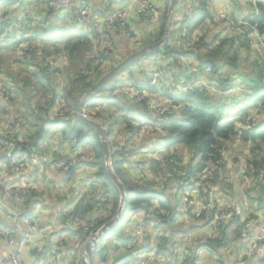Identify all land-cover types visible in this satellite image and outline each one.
<instances>
[{"label":"trees","instance_id":"1","mask_svg":"<svg viewBox=\"0 0 264 264\" xmlns=\"http://www.w3.org/2000/svg\"><path fill=\"white\" fill-rule=\"evenodd\" d=\"M48 1L0 0V172L15 174L5 178L13 186L10 198L7 186L0 187V229L7 228L5 235L18 247L30 233L18 252L20 261L26 249L32 264L33 259L81 264L86 238L112 220L120 194L108 175L99 136L73 116V101L107 74L105 66L110 70L134 53L116 47L131 20L106 30L108 49L94 43L91 24L81 26L79 10L89 7V0L83 5L69 0L73 7L56 9ZM113 1L101 9L92 5V15L107 19ZM158 1L165 11L170 0ZM217 1L178 0L167 41L82 106L106 129L111 171L126 194L118 224L98 240L94 253L109 237L104 250L124 246L130 252L141 249V255L167 254L169 264H196L198 251L207 250L223 262L220 251L237 242L240 252L246 240L251 246L264 226V0L247 5L231 0L233 11L222 20L215 15ZM238 16L245 30L235 29ZM166 18V13L149 20L139 16L146 23L135 51L162 40ZM226 30L231 35H224ZM252 49L257 56H251ZM58 76L65 79L57 84ZM126 88L143 91L144 97L136 101ZM156 100L165 101L166 111L151 115L148 102ZM59 159L67 170L57 168ZM37 165L46 169L36 179L40 189L28 174L32 168L36 174ZM50 169L54 173L48 176ZM236 177L252 181L247 211L228 206L233 201L221 206L214 197H235ZM135 212L131 222L124 218ZM2 215L23 230L17 235ZM24 219L35 231L28 232ZM205 228L192 246L194 232L189 231ZM242 230L255 233L242 237ZM248 259L264 264V242L250 257L243 256V264Z\"/></svg>","mask_w":264,"mask_h":264},{"label":"rangeland","instance_id":"2","mask_svg":"<svg viewBox=\"0 0 264 264\" xmlns=\"http://www.w3.org/2000/svg\"><path fill=\"white\" fill-rule=\"evenodd\" d=\"M224 1H225V5H222L221 0L217 1L218 4L216 3L217 5L215 7V9H216V14L215 15L218 16L219 20H222L223 18L226 19L228 13L233 11V7L231 6V3H232L231 0H224ZM248 1L254 2L255 0H240V3L247 5L249 3ZM151 2L149 1V5L150 6L152 5L153 6V7L151 6L152 9L155 10V12H156L154 17H153L154 19L157 17V15H160L162 13H166V16H167L168 8L165 11H164V9H159L160 8V3H159L158 0H151ZM157 8L160 10L159 12L156 11ZM116 10H122L124 12L123 13V18H125L128 15V12L130 11V8L128 6V3L125 4V7H123L122 2L114 1L111 4L110 9L108 10V13H112L113 11H116ZM228 17H230V15H228ZM237 18H239V19H238V22H237V28H235V29H238V27L241 26L245 30V27H244L245 21H244V19H241V17H239V16ZM174 19H175V17H174ZM134 20H139V19H134ZM178 20H179V18H178ZM140 23L141 24L137 25L136 21H134V22L133 21H129L128 22L129 28L127 30H123L122 31V38H121V40L119 42L116 43V47H117V51L118 52H121V51H125L126 52L128 50H134V52H136L135 50L138 49V47H139V43L138 42L141 39L142 31L145 29L144 25H145L146 22L144 20V21H140ZM169 25H170V19H169ZM221 25L222 26H226L225 23H223ZM233 25H235V24H233ZM233 25H231L229 27V30H231V31L233 30V28H234ZM140 26H142V29H140ZM113 34H115V32ZM252 34H253V32H252ZM224 35H226V36L231 35V32L226 30ZM254 41H255V43L259 42V40L256 37L254 38ZM109 46H110V44H109ZM109 46H108V48H109ZM133 47L136 48V49H134ZM252 50L253 51L251 52V56L252 57L257 56V51L255 49H252ZM102 64H105V63L102 62ZM109 67L110 66H105L103 68V70H108L107 73H109L113 69L112 68V69L109 70ZM100 68H102V66H100ZM125 75H126V73L123 74L122 76H125ZM120 76H121V74H120ZM64 79L65 78H60L58 76L56 78L57 84L59 82H61V81H64ZM125 90H130L131 91L132 89H127L126 88ZM209 90H211V89L209 88ZM134 94L135 93H133L132 95H134ZM160 101L165 105V101L164 100H160ZM162 103H159L156 100V104L157 105L163 106ZM234 112H236L239 116L243 115V112L240 111V110L237 111L236 109H234L233 113ZM248 112L252 113L251 110H249ZM62 113H63V111H61V113H58V115H63ZM84 114H85V118H89L88 114L86 112ZM117 140L119 141V140H121V138L118 137ZM145 140H147V139H145ZM50 143H51V146L49 148H47L49 151L51 150L52 147H54V145H53L54 140L51 139ZM121 143H122V141H121ZM137 146H139V145H137ZM178 151L180 152L181 150L179 149ZM45 153H47V152H45ZM66 154H67V152H66ZM234 154H235V152H234ZM69 155L71 156L72 153H70ZM74 156H75V154H73V157ZM46 157H47V160L49 159L48 162H52L54 160V159H50L51 154H50V156L46 155ZM85 157H87V154H85ZM74 159H76V158L74 157ZM229 159L231 160V157ZM59 161H61L62 165L64 164V162L61 159H59L56 162V165H57V163ZM52 168L54 169L53 164H52ZM44 169H45L44 166L37 165L36 174H34L33 168L30 170V172L28 174L30 175L32 185L35 186L36 183H39L36 179H39L38 176H40L44 171H46V169L45 170ZM48 171H49V175L48 176L53 175L54 171L52 169H50ZM4 172L3 173L0 172V187L10 186L9 183H7V180H5V178H9V176L10 177L15 176L14 173L8 174V173H6V172L4 173ZM239 177H241V174H240ZM239 177H236V179H237L236 182L238 183V186H237V188H235V197H233L232 199L229 198L228 200H227V198L222 200V197H221L222 195L220 193L218 195L214 194V197L217 200L218 204L221 205V206H225L224 200H226V202H232L233 201V203L232 204H228V206L229 205H234L235 208H236V211H239V210L247 211V210H249L248 209L249 203L246 202V197H247V193L250 191V188L252 186V181L250 179L242 178L241 180H243V183L241 181L238 182L240 180ZM235 185H237V184L235 183ZM18 186H21V185L18 184ZM42 186H47V183H43ZM0 203H3V200H2L1 197H0ZM135 215H136V212L135 213H129L128 215L125 214L124 218L128 217L130 219V222H131L132 218L135 217ZM263 218H264V216H263ZM227 220H229V215L226 216L225 221H227ZM207 230H208V228H205L202 231H199V230L189 231L190 233L194 232L193 233L194 236H193V239L190 241V244L193 246L195 244V240H200L202 238V236H204V234H205V232ZM41 234H43V233H41ZM251 234H253V232H247V236H248L247 238H249V236ZM135 235H136L135 232H133L131 234V236L134 237V238H135ZM23 237H26V235H24ZM109 240H110V238L107 237L103 241L102 249L95 251V253L93 254V264H169L168 262L171 260V258H169V259L167 258L168 257L167 254H164L162 256V257H164V259H162V258L156 256L155 252H153L151 254V256L141 255L142 254V250L141 249L138 250V251L130 252L128 250V248L124 247V246L120 247L117 251H113L110 248H106L104 250V247L108 245ZM250 241L251 240H246L245 241L243 249H240V252H239V249H238L237 242H235L233 244V246H230L229 249H225L223 251H220L219 255L221 257H223L224 259H226V260H223V262H226V264H243V262H244L243 256L245 254H247V256L250 257L253 254V252H252V250L250 248ZM76 243H77V241H76ZM198 252H199V258H198V261H197L196 264H220L218 262V256L216 254L209 253L207 250H201V251H198ZM129 256L132 257L133 260H129V258H128ZM137 258H139L138 261L134 263V261ZM69 259H71V258H69ZM80 259H82V254L80 255ZM33 264H50V262H48L47 260L40 261L38 259H36V260L33 259Z\"/></svg>","mask_w":264,"mask_h":264},{"label":"built area","instance_id":"3","mask_svg":"<svg viewBox=\"0 0 264 264\" xmlns=\"http://www.w3.org/2000/svg\"><path fill=\"white\" fill-rule=\"evenodd\" d=\"M48 4L50 7L54 9L62 6L69 8L73 7L72 3L69 0H49ZM151 6L149 5L148 0H133V5L129 7L130 11L128 12V15L125 18L132 19L142 16L147 20L152 19L156 12L155 10L152 9L153 6L152 7ZM123 13L124 12L122 10H116L112 12V14L102 22H91L90 8L87 6H82L79 10V14L81 16L80 22L82 26H85L86 24H91L92 26V30L94 31V34L92 35L94 37V43L97 42L101 46L107 48L109 46V39H108V35L106 34V30H114V26L118 24L123 26V20H125V18H123ZM108 49H110V46ZM130 92L132 94L135 93L134 95L130 93L129 96L132 98H136V101H140L144 97L143 91L141 95L139 94L138 90L135 91L134 89H132ZM148 106L152 112L151 115H153L154 113L160 114L163 113V111H166V109H163L161 106H160L161 108L158 107L153 101H149ZM82 113L85 117L84 114L85 112ZM13 161H15L14 158ZM62 161L64 162V164L62 165L61 161H59L56 165L57 168L67 170L68 164L66 163L65 160ZM20 167L21 165H18V168ZM11 187L13 186H7L4 190V193L7 196V198L11 197V193H10ZM23 223L26 229H28V232L35 231V226L32 224L30 220L24 219ZM247 232H248L247 230H242L241 236L248 237ZM249 232H253V234L255 233L254 230H249ZM25 238L26 240L25 241L22 240L18 247V245L15 244L14 239L12 237H7V235H5L3 230L0 229V264H20V257L18 255V252L31 238L30 233L26 234ZM92 238L93 237H87L86 240H90ZM260 242H264V226H261L258 229L257 236L254 239V242L250 246L252 252L256 249L257 245Z\"/></svg>","mask_w":264,"mask_h":264},{"label":"water","instance_id":"4","mask_svg":"<svg viewBox=\"0 0 264 264\" xmlns=\"http://www.w3.org/2000/svg\"><path fill=\"white\" fill-rule=\"evenodd\" d=\"M178 3V0H170L168 10H167V18H166V31L162 40L156 44L151 46H147L141 48L119 62L109 73H107L102 79H100L92 88L81 91L73 101V116L80 120L82 123L87 125L95 134L99 136L101 146L103 149L104 161L106 163V169L111 181L115 184V186L119 190L120 194V204L116 211L115 216L111 221L103 225L96 232L95 236L88 240L86 245L84 246V251L82 254L81 264H93V253L94 249L97 246L98 240L105 235L108 231L114 228L121 217L122 210L124 208V203L126 201V194L122 183L116 178V176L112 173L110 167V151L107 140V131L106 129L98 122L92 121L84 117L82 113L83 104L91 97L97 95L107 84L111 82L116 76L120 75L127 67L132 64L137 63L143 58L149 57L158 50L168 39L169 34V19L170 16Z\"/></svg>","mask_w":264,"mask_h":264},{"label":"crops","instance_id":"5","mask_svg":"<svg viewBox=\"0 0 264 264\" xmlns=\"http://www.w3.org/2000/svg\"><path fill=\"white\" fill-rule=\"evenodd\" d=\"M78 3H77V5H79V3L81 4V5H83V3H85V1L86 0H76ZM109 0H89L88 1V3H90V5H89V7H90V18L93 20V22H102V21H104V19H103V16H102V14L101 13H96V14H93L92 15V12H91V10H92V5L93 6H95V7H97V9H101V7H103V4H106V5H108L109 6V2H108ZM114 1H116V2H122V4H123V7H125V4H127L128 3V6L130 7L131 5H133V0H114ZM113 1V2H114ZM148 1H150L151 2V0H148ZM152 3V2H151ZM158 9V8H157ZM159 9H163V3L161 4L160 3V8ZM114 12V11H113ZM108 14V13H107ZM128 19V18H127ZM134 19H139V17L138 18H132V19H129V20H131V21H136V24L137 25H139V24H141L140 23V21L141 20H134ZM144 21V20H143ZM129 22V21H128ZM80 24V23H79ZM81 25V24H80ZM82 26V25H81ZM87 32H88V30H86ZM117 34L115 33L114 35H113V38L116 36ZM117 37H119V38H121L119 35L117 36ZM116 37V38H117ZM27 173V172H26ZM32 183V182H31ZM36 186H37V188L38 189H40V186H41V184L40 183H36L35 184ZM44 195V198H46L47 197V194H43ZM2 218H3V220H5L6 222H7V224L9 225V228L11 229V230H14L13 232H16V234L18 235V233L19 232H21L22 230H23V227H21V225H20V223L18 222V221H16L15 219L14 220H10V219H8L7 217H5L4 215H2ZM2 227V226H1ZM20 229H19V228ZM16 228V229H15ZM3 229V232L4 233H7L6 231H7V228H5V227H3L2 228ZM51 229H49V227L48 228H46V230L45 231H43V232H41V233H43L44 235H46L49 231H50ZM41 233H39V238H41ZM35 237V234H34V236H33V238ZM37 238H38V236L36 237V238H34L33 239V241H36L37 240ZM39 241H41V239L39 240ZM35 243H37V241L35 242ZM41 243V242H40ZM36 246H37V244H36ZM20 251H22V249H20ZM25 251H26V249L24 250V252H22V253H24V257H25V261L21 258V261H20V264H32V259H30L26 254H25ZM20 256V255H19ZM162 259H164V258H162ZM220 264H226V262H219ZM247 264H255V262H249V259L247 260Z\"/></svg>","mask_w":264,"mask_h":264},{"label":"bare ground","instance_id":"6","mask_svg":"<svg viewBox=\"0 0 264 264\" xmlns=\"http://www.w3.org/2000/svg\"><path fill=\"white\" fill-rule=\"evenodd\" d=\"M249 106H250V105H249ZM249 106H248V107H249Z\"/></svg>","mask_w":264,"mask_h":264}]
</instances>
